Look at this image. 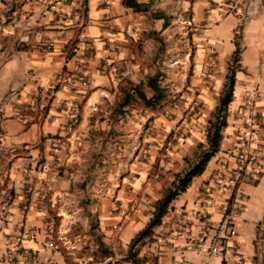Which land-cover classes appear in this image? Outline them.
<instances>
[{
    "label": "crops",
    "instance_id": "1",
    "mask_svg": "<svg viewBox=\"0 0 264 264\" xmlns=\"http://www.w3.org/2000/svg\"><path fill=\"white\" fill-rule=\"evenodd\" d=\"M165 2H170L173 14L189 10L187 24L205 27L209 18L211 27L196 35L200 43L191 56L194 68L186 87L201 101V114L185 122L184 134L169 151L158 178L146 159L163 156L164 133L174 122L161 112L167 95L155 109L139 99L122 108L119 104L131 85L140 82L144 92L151 94L145 79L158 73L159 62L158 42L149 30L162 36L169 24L162 28L163 19H156L152 27L143 15L151 7L134 12L122 0H0V135L4 140L0 146V211L7 219L0 226V264H15L4 252L7 239L14 240L22 231L28 232L23 244L45 264H87L92 260L89 250L98 259L89 264L114 263L126 255L131 238L151 216L156 199L186 166L183 157L201 141L202 122L217 105L212 91L200 82L203 65L209 61L206 43L220 53L215 62L218 72L212 77L215 87L224 82V56L236 48L240 51L219 151L172 201L161 224L135 248L143 258L141 264H233L232 255L225 260L206 256L202 239L211 236L222 216L226 194L216 191L212 178L220 169L227 178L234 164L230 152L237 134L234 116L246 90L253 87L260 93L256 107L264 152V0H240L235 10L220 19L218 10L207 12L209 0H162L158 6L167 7ZM56 9L64 11V18H58ZM44 41H52L53 48L42 56L38 45ZM88 47L95 52L89 64L85 61ZM112 50L117 59L107 74H100L97 66ZM82 72L93 79L84 94L74 90ZM183 78L180 74L179 84ZM53 86L55 96L50 99ZM174 87L178 96L181 88L176 83ZM33 97L36 108L24 110ZM73 102L77 109L69 105ZM74 116L77 122L70 128ZM151 127L158 136H147ZM30 158L36 160L25 174ZM209 190L218 198L213 206L207 201ZM242 190L237 233L229 245L239 252L243 264H258L254 247L260 234L264 235V169L254 181L243 184ZM120 204L126 213L117 209ZM195 211L202 213V220L193 218ZM50 215H56L59 222L57 237L52 239L54 248L48 247ZM90 220L95 223L89 225ZM159 231L164 233L163 242ZM99 241L111 256L106 257Z\"/></svg>",
    "mask_w": 264,
    "mask_h": 264
},
{
    "label": "built area",
    "instance_id": "2",
    "mask_svg": "<svg viewBox=\"0 0 264 264\" xmlns=\"http://www.w3.org/2000/svg\"><path fill=\"white\" fill-rule=\"evenodd\" d=\"M40 3L44 0H39ZM240 0H209V6L206 8L207 12L210 13L213 9L218 10V19H220L226 12L233 11L239 6ZM56 14L59 19L64 18L66 15L64 11L56 9ZM206 25L211 24V19L207 18L205 21ZM190 25V22H189ZM53 48L52 41H44L39 43L38 50L42 56L51 51ZM117 59V53L108 52L97 66L100 74H107L112 62ZM95 60V52L92 47H88V54L86 57V63H92ZM78 81V87L74 86V90L77 93H86L89 89V84L93 80L86 72H82L76 77ZM73 82V81H72ZM55 96V86L48 92V98ZM260 99V93L257 88L253 87L246 90L243 97L242 103L237 110L234 121L237 128L236 140L230 152L234 157V164L230 168L228 177L225 178V170L220 169L215 171L212 184L216 191L224 192L226 194V201L222 207V216L213 225L214 232L211 236L202 239L204 247L201 248L206 252V256H219L226 258V255L231 247L229 240L237 233V216L238 210L242 199V186L245 183L254 181L259 172L264 169V152L260 146L261 137V116L257 110L256 104ZM67 103V102H66ZM74 109H77V103L73 102L69 104ZM37 106L36 97L31 98L27 103L24 104V110H33ZM199 106L198 100H194L191 103V110ZM77 122L76 116L71 118L69 123L70 128L73 127ZM174 127H172L173 129ZM147 131L152 135L156 133L155 128H147ZM170 144V141L168 142ZM0 146H4L3 136L0 135ZM170 154L166 153L162 158H156L154 163V176L158 177L161 169L164 167V157H169ZM35 158H30V161L26 162V166L23 169V173L29 174V167ZM35 163V162H34ZM147 164H152L153 160L146 159ZM153 165V164H152ZM207 201L210 205H215L218 202L217 195L209 190ZM119 208L122 213H126L127 208L124 204H120ZM193 218L202 220L203 215L200 211L193 213ZM6 219V213L3 210L0 211V226H3ZM48 235L50 239L48 241V247L54 248L56 244L53 242V238L57 237L59 222L56 215H50L48 219ZM160 237V241L163 242L164 233L161 231L157 234ZM28 236V232H20L19 235L13 240L7 239V247L4 254L10 258L15 259V264H44L42 258L37 255L36 252L32 251L31 248L26 247L23 244L24 239ZM256 247L260 254L264 253V235L260 236L256 240Z\"/></svg>",
    "mask_w": 264,
    "mask_h": 264
},
{
    "label": "rangeland",
    "instance_id": "3",
    "mask_svg": "<svg viewBox=\"0 0 264 264\" xmlns=\"http://www.w3.org/2000/svg\"><path fill=\"white\" fill-rule=\"evenodd\" d=\"M162 0H147L144 2H147L148 7L147 10L150 8V10L147 13H144L145 19L153 24L151 25L154 27V23L156 19L158 18L159 13H164L168 17L169 26L168 28L163 32V35H156V30H149L153 31L152 34L155 36L157 42H158V54H157V60L159 62L157 68V72L161 74V86L164 89L165 96L168 100L165 104V107L162 108L161 112L163 115L170 119L174 120L173 125L170 126L169 129L166 130L164 133V140L163 144L161 146V150L163 155L166 153H169V151H172L174 145L179 141V139L184 134V127L185 122H187L189 119L193 117H197L199 114H201V101L197 97V95L192 90L187 87V79L189 75H192V70L194 68V62L191 56L194 54V51L199 46L200 40L197 39L196 35L198 32H200V29L211 27V25H206L205 27L197 26L194 27L192 25L187 24V13L189 10H181L180 13L173 14L170 12L171 4L170 2H165L164 5L167 7L158 6L159 3ZM146 11V10H145ZM144 12V11H141ZM179 12V11H178ZM159 28L160 25H159ZM197 28V29H194ZM161 31V29H160ZM203 42H201L202 44ZM140 50L142 51V44H139ZM205 52L206 55L209 58V61L203 65L202 71H201V84L204 86H207L210 91H212V96L215 98L216 103L218 104V98L222 89V84L220 86L215 87L213 75L218 72V69L216 68L217 59L219 57V49L215 47L213 44L206 43L205 44ZM239 52L237 51L235 55L231 53L228 57L224 56L222 59V65L225 69L224 73L228 72L229 68L235 69L237 65V61L239 59ZM216 62V63H215ZM169 70H171L173 76L169 73ZM180 74H183L184 77L181 80V84H179V81L177 80L178 77H180ZM177 75V77H176ZM226 75V74H225ZM150 76V75H149ZM146 80V79H145ZM225 80V77H224ZM179 85V88H181L179 95L177 96V93L175 92L177 88L174 87V84ZM144 86L142 85V89ZM149 91V90H147ZM165 98V97H164ZM198 100L199 106L193 110H191L190 106L191 103L194 100ZM133 102H137V98H131ZM214 106L205 116L204 122H202V128H201V141H198L195 143L192 149L189 150V153H187L184 157V164L186 166H183V169L187 167L189 163L194 161L195 154L200 151V149L205 148V131L207 127L208 120L213 117V112L215 110ZM172 127H174L172 129ZM147 136L156 137L158 136V133L156 131L155 134H150L148 131H146ZM170 141V144L168 142ZM198 143H203V146L200 148L198 147ZM161 156L160 158H162ZM169 157H164V164ZM153 160V165H151L154 169V163L156 159ZM163 169V168H162ZM161 169V171H162ZM182 168H180L181 170ZM182 171V170H181ZM180 172V171H179ZM119 173V172H118ZM161 175V172L159 173V177ZM158 177V178H159ZM165 184H168V182H165ZM169 187V186H168ZM166 188H164L165 190ZM164 192V191H163ZM117 209L120 210L119 205L117 206ZM95 223V221L90 220V224ZM93 250H89L88 253L91 255L92 260H89L87 264L91 262H96L98 259L94 256L93 257ZM255 251V258L258 261V264H264V256L263 254L258 253L257 247H254ZM228 255H232V261L233 264H243L242 258L239 254V252L236 249L231 250V247L229 249ZM225 260V258H222ZM45 264V262H44Z\"/></svg>",
    "mask_w": 264,
    "mask_h": 264
},
{
    "label": "trees",
    "instance_id": "4",
    "mask_svg": "<svg viewBox=\"0 0 264 264\" xmlns=\"http://www.w3.org/2000/svg\"><path fill=\"white\" fill-rule=\"evenodd\" d=\"M122 4L125 7L131 8L134 12L145 11L148 7V3L142 0H122ZM158 18L163 19L162 28H165L169 24L168 17L164 13H159ZM237 51L238 48L233 51V55H235ZM160 78V73L146 77L145 82L151 91L150 95H147L142 89V82L131 85L130 91L124 93L119 107L122 108L124 104L128 103L131 98L134 97L139 99L146 107L155 109L165 97L164 89L160 84ZM234 84L235 69L229 68L222 84L218 104L213 112V117L210 118L207 123L205 131L206 147L200 149V151L195 154L194 161L189 163L186 168L175 173L171 185L167 187L161 196L154 202L151 216L145 225L131 238L126 255L120 259V261L113 263L109 260L104 264H124L126 262H130V264H141L143 258L137 256L136 245L143 238L150 236L153 229L161 224L172 201L187 190L193 179L205 170L207 163L219 151L223 139V131L227 126L228 106L233 100ZM197 146L201 148L203 143H198ZM99 248L104 250L106 257L111 256L112 253L103 248V243L101 241H99Z\"/></svg>",
    "mask_w": 264,
    "mask_h": 264
}]
</instances>
